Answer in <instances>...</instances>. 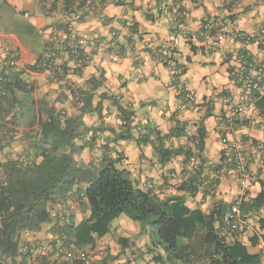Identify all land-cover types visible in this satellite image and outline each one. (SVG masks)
<instances>
[{
	"label": "crops",
	"instance_id": "0c3cea01",
	"mask_svg": "<svg viewBox=\"0 0 264 264\" xmlns=\"http://www.w3.org/2000/svg\"><path fill=\"white\" fill-rule=\"evenodd\" d=\"M66 6L64 3L51 5L46 0H0V35L17 49L25 67L20 82L32 89L29 93L17 91L21 115L19 135L30 129L29 121L37 111L38 99L46 98L68 115L80 114L83 102L79 100V92L95 79L92 110L84 113L83 119L95 129L96 136L94 144L77 155L81 162H89L105 149L112 154L120 152L123 160L119 167L128 170L140 186L151 181L161 196L183 194L176 189L177 179L172 180L170 176L177 172L179 177L183 166L190 169L193 164L185 161L184 154L174 155L162 163L156 145L161 139L170 149L195 148L184 129L189 127L195 134L203 124L205 179L197 194L186 195L188 205L209 212L214 204L225 203L231 207L259 195L264 184V166L254 162L250 166L249 185L242 186L230 161V149L237 145L247 151L254 143L264 142V114L257 106L259 95L264 94V41H253L244 47L234 36L237 31L256 35L261 30L264 0H101L93 14L76 24L78 35L87 40L85 59L79 62L66 53L61 54L60 62L66 71L63 77L35 71L30 65L32 59L61 36L59 30L64 25ZM178 6L189 12L184 19L189 30L199 32L203 23L212 19L221 26L225 38L218 40L213 34L208 39L201 36L189 40L184 34L173 35L172 11ZM113 33L117 35L115 40ZM165 44L169 46V53L184 66L183 79L196 94V102L187 110L180 109L177 89L169 85V70L155 57V51ZM243 48L258 60L263 76L262 90L256 94L243 121L222 127L221 118L230 111V104L241 102L233 72L239 60L236 52ZM229 91L237 93L233 103L228 100ZM125 119L130 121V127L123 125ZM222 165L228 168L215 180L213 169ZM88 214L89 211H78L76 221ZM249 215L247 233L242 239L248 241L253 233H258L264 250V231L257 222L259 217H264V206ZM120 220L113 224L110 237L108 234L98 243H112L117 238L119 259L124 257L125 264L139 263L144 257L149 258L150 264H162L153 260L154 252L147 251L149 237L141 235V226L124 218ZM53 226L44 225L37 235ZM120 237L128 239L125 250L119 243Z\"/></svg>",
	"mask_w": 264,
	"mask_h": 264
},
{
	"label": "trees",
	"instance_id": "16d2710c",
	"mask_svg": "<svg viewBox=\"0 0 264 264\" xmlns=\"http://www.w3.org/2000/svg\"><path fill=\"white\" fill-rule=\"evenodd\" d=\"M21 74L10 67L0 70L6 91L0 96L1 258L25 263L31 255L28 233L38 238L44 225L53 224V232L64 240L68 250L83 252L90 258L89 264H95L93 255L82 249L88 246L95 249L98 241L113 230V222L125 214L140 222L141 235L149 237L147 251L154 252L156 262L262 264L264 250L260 247V234L253 233L248 241H244L228 227L224 222L228 204H214L206 212L199 207L191 208L187 203L186 195L197 194L205 179L203 124L190 137L195 148L174 150L159 139L156 150L162 163L177 154H184L185 161L191 157L197 159V163L189 166L190 169L185 168L179 177L177 172H174L176 177L170 176L172 180L177 179L176 189L183 194L161 196L154 187L140 186L128 170L119 167L123 160L120 152L112 154L111 150L105 149L100 156L86 163L77 158L87 146L94 144L96 136L95 129L92 130L83 119V114L92 110L95 79L79 92L83 105L78 115H68L46 98L38 99L37 111L29 121L30 129L24 131L22 138L28 144L26 149L16 155L7 151L18 141L20 134L17 91L32 92L20 82ZM257 106L264 114V94L259 95ZM124 121V126H131L129 120ZM69 201L78 203L77 209L70 213L69 221L54 218L52 212L62 211ZM263 206L264 184L257 197L241 201L242 218L247 220L250 213L258 212ZM78 211H89V214L77 222ZM257 222L259 229L264 231V217H259ZM119 241L125 250L128 239L120 237ZM40 242L44 243L42 239ZM106 258L116 260L118 255L109 253ZM40 259L42 264L52 263V251H44ZM77 264L86 263L77 261ZM96 264H107V261L104 258Z\"/></svg>",
	"mask_w": 264,
	"mask_h": 264
},
{
	"label": "built area",
	"instance_id": "2783aa9c",
	"mask_svg": "<svg viewBox=\"0 0 264 264\" xmlns=\"http://www.w3.org/2000/svg\"><path fill=\"white\" fill-rule=\"evenodd\" d=\"M44 1V0H42ZM50 1L51 5L58 3L66 4L63 12V27L59 30L61 36L57 37L47 47V49L39 56L31 61V68L38 72H49L54 76L63 77L66 73L64 67L60 62V56L66 53L73 57L75 61H83L84 49L87 45V40L84 36L78 35L76 24L81 22L87 15L93 14L101 0H46ZM72 4V5H69ZM189 15L185 7L178 6L172 11L171 17V31L173 35L184 34L189 40H197L199 37L211 38L216 34L218 40L225 38V33L221 26L212 19L206 20L202 29L199 32L189 30L184 19ZM235 38L242 42L244 47L250 45L253 41H264V26L256 35H248L245 32L237 31L234 34ZM117 38L116 33H113V40ZM112 44H115L113 41ZM0 67H10L15 72L22 73L25 71L24 65L20 62L17 49L7 42L5 38L0 35ZM168 45H163L160 49L155 51V57H158L169 70V85L177 89V95L180 99V109L187 110L191 108L196 102V94L191 88L190 84L183 79L185 74L184 66L174 57V54L169 53ZM238 56V64L233 72L235 82L241 96V102L238 104H230V111L221 118V126L237 125L244 119V115L249 107L254 103L256 94L261 92L263 86V76L259 70V63L257 58L249 53L247 48H243ZM6 91L0 79V96L5 95ZM237 93L229 91L228 100L233 103ZM126 124V121H123ZM264 130V124H262ZM138 127V126H137ZM140 129V127H138ZM184 132L186 136L193 137L194 131L185 127ZM224 144V142L222 143ZM231 160L232 167L237 173L239 181L242 186L247 187L250 181V166L254 162H258L264 166V142H256L250 150H242L237 145L231 146ZM196 158L191 157L189 164H195ZM229 164V162H228ZM231 165V164H230ZM186 167H182L180 172L184 171ZM228 165L214 167V179L218 180L226 172ZM176 177V173H172ZM145 186L153 188L154 184L151 181L145 183ZM78 203L76 201H69V204L62 211L54 210L52 216L59 218L61 222H68L70 213L77 209ZM225 224L234 230L241 238L247 233L248 221L241 216L240 205L235 204L229 207L224 216ZM53 227L46 231L44 251H52V264H77V261H84L86 264L90 263V258L85 256L83 252L73 253L68 250L64 240L53 232ZM30 233H28L29 235ZM54 241V242H53Z\"/></svg>",
	"mask_w": 264,
	"mask_h": 264
},
{
	"label": "rangeland",
	"instance_id": "374dc122",
	"mask_svg": "<svg viewBox=\"0 0 264 264\" xmlns=\"http://www.w3.org/2000/svg\"><path fill=\"white\" fill-rule=\"evenodd\" d=\"M22 138H23V135H18V138H17L18 141H16L11 146V148H10L11 150H7V151H12L15 155L20 153L21 151L23 152L26 149L28 144L26 141H23ZM1 158H3V156H1ZM58 208H55V209H58ZM122 218L128 220V222H130L131 224L141 226L140 222L130 219L125 214H123L119 218H117L113 222V224L114 223L116 224L117 222L121 221L120 219H122ZM122 228H124V227H122ZM46 231L47 230H44L43 234L37 235V236H39L38 237L39 239L36 236H33L32 234H29L26 236L27 242L30 244L31 255L27 256V260L25 261V263H22L20 261H18L17 263H14L10 259H5V258L0 257V264H42L41 263L42 260L40 259V256L44 252L43 245L46 242V240L44 239L45 235H46ZM115 232L113 233V235L115 234ZM110 235L111 234H109L108 237H110ZM113 235H112V237H113ZM41 239L44 241L43 244H41V242L39 243V241ZM116 239L117 238H114V241L112 243H109L108 241H106V242L101 241L100 243L97 244L95 249H92L90 246H88V247L83 248L82 250L90 252L93 255V257L95 259V264H96V262L98 263L101 260L103 261L104 258L106 259L107 264H125V258L124 257L119 259L120 253H118V252H119L120 245L117 244ZM24 246H26V244H24ZM79 250H81V249H79ZM160 251L164 254L163 249L160 248ZM109 253L112 255H118V259L115 260V259L106 258L107 254H109ZM134 263L135 264H150V261H149V258L144 257L139 261V263H137V262H134ZM47 264H52V263L48 262Z\"/></svg>",
	"mask_w": 264,
	"mask_h": 264
}]
</instances>
